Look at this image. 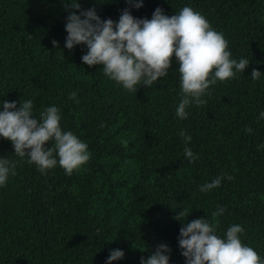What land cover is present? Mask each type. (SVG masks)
Returning <instances> with one entry per match:
<instances>
[{
  "label": "trees",
  "instance_id": "16d2710c",
  "mask_svg": "<svg viewBox=\"0 0 264 264\" xmlns=\"http://www.w3.org/2000/svg\"><path fill=\"white\" fill-rule=\"evenodd\" d=\"M70 2L0 0V111L4 100L19 107L31 99L39 119L56 106L62 129L90 152L71 176L59 165L42 174L0 137V156L19 161L0 187V264H105L113 249L125 256L112 264H141L161 243L171 249L169 264H186L180 228L211 220L221 207L217 234L240 224L243 243L264 259V0H143L140 8L126 0H79L81 10L95 8L114 21L126 8L151 19L157 7L172 16L189 6L223 33L232 58L250 60L244 73L210 86L207 103L189 106L183 120L175 115L181 99L175 61L165 77L133 93L102 66L83 63L85 45L64 47ZM253 68L259 80L251 78ZM181 130L192 137L188 144ZM185 147L195 162L185 158ZM220 176L219 187L200 191ZM181 210L190 212L184 221L174 219Z\"/></svg>",
  "mask_w": 264,
  "mask_h": 264
},
{
  "label": "clouds",
  "instance_id": "9594fccd",
  "mask_svg": "<svg viewBox=\"0 0 264 264\" xmlns=\"http://www.w3.org/2000/svg\"><path fill=\"white\" fill-rule=\"evenodd\" d=\"M126 2L136 8L143 6V0ZM65 6L72 11L67 16L65 30L68 35L64 47L72 50L77 45H85L87 52L82 55V62L102 66L104 75L125 90L136 93L140 86L151 87L167 75L175 61L181 97L175 115L181 120L187 118L189 106L207 103L203 97L211 95L210 86L236 78L250 63L247 58H232L223 33L216 31L200 12L189 6L172 16L157 7L151 19L136 18L126 8L118 21L101 19L95 8L81 10L79 0H71ZM76 10H80L79 14ZM52 43L58 47V41ZM261 74L253 68L251 78L259 80ZM69 98L79 103L76 92L70 93ZM2 103L0 137L11 141L14 154L21 161L27 157V163L34 164L42 174L59 165L68 176L89 162L88 144L72 131L62 129L58 107H47L37 119L33 115L31 99L21 101L19 107L15 101L4 100ZM260 118H264V112L260 113ZM245 130L253 131L251 127ZM180 136L185 144L192 139L184 130ZM121 143L125 148L128 146L126 139ZM184 155L190 162L198 159L190 147L184 148ZM18 162L0 156V187L6 186L10 175H16ZM224 178L220 176L203 184L200 191L219 187ZM226 178L234 179L230 175ZM224 211V208H218L212 212L211 220L193 219L180 228L178 244L186 264H264L258 252L243 243L241 236L246 229L240 224L229 226L223 237L217 234L221 224L219 217ZM189 214L187 210H181L176 212L174 219L184 221L182 217ZM170 252L169 246L161 243L147 258L141 257V264H169ZM124 256L123 250L113 249L105 264H112Z\"/></svg>",
  "mask_w": 264,
  "mask_h": 264
}]
</instances>
